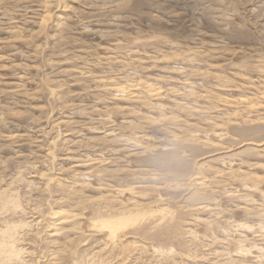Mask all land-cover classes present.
<instances>
[{
	"label": "rangeland",
	"instance_id": "rangeland-1",
	"mask_svg": "<svg viewBox=\"0 0 264 264\" xmlns=\"http://www.w3.org/2000/svg\"><path fill=\"white\" fill-rule=\"evenodd\" d=\"M0 264H264V0H0Z\"/></svg>",
	"mask_w": 264,
	"mask_h": 264
},
{
	"label": "bare ground",
	"instance_id": "bare-ground-1",
	"mask_svg": "<svg viewBox=\"0 0 264 264\" xmlns=\"http://www.w3.org/2000/svg\"><path fill=\"white\" fill-rule=\"evenodd\" d=\"M20 88H21V87H20ZM129 88H130V87H129ZM15 91H16V90H15ZM133 94H134V93H133ZM53 126H54V125H53ZM52 128H53V127H52ZM55 128H56V127H55ZM89 164H90V163H89ZM75 165H76V164H75ZM81 165H83V164H81ZM37 215H38V214H37ZM33 218H34V217H33ZM70 220H71V219H70ZM52 225H53V224H52ZM55 236H56V235H55ZM82 236H83V235H82ZM82 236H81V237H82ZM84 236H85V235H84Z\"/></svg>",
	"mask_w": 264,
	"mask_h": 264
}]
</instances>
